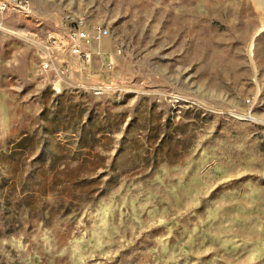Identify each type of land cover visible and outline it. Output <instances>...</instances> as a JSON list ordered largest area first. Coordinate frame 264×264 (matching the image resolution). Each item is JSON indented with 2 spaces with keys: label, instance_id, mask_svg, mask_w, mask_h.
<instances>
[{
  "label": "rangeland",
  "instance_id": "obj_1",
  "mask_svg": "<svg viewBox=\"0 0 264 264\" xmlns=\"http://www.w3.org/2000/svg\"><path fill=\"white\" fill-rule=\"evenodd\" d=\"M0 24V264H264V0H27ZM68 13L109 33L42 66Z\"/></svg>",
  "mask_w": 264,
  "mask_h": 264
},
{
  "label": "built area",
  "instance_id": "obj_2",
  "mask_svg": "<svg viewBox=\"0 0 264 264\" xmlns=\"http://www.w3.org/2000/svg\"><path fill=\"white\" fill-rule=\"evenodd\" d=\"M25 11H32L31 3L26 0H0V24L5 15H25ZM63 25L64 31H49L40 42L42 66L46 70L51 69L58 53H70L81 63L90 64L93 44L100 43L109 33L103 25L94 27L92 33L88 32L85 19L74 18L71 13L64 16Z\"/></svg>",
  "mask_w": 264,
  "mask_h": 264
},
{
  "label": "bare ground",
  "instance_id": "obj_3",
  "mask_svg": "<svg viewBox=\"0 0 264 264\" xmlns=\"http://www.w3.org/2000/svg\"><path fill=\"white\" fill-rule=\"evenodd\" d=\"M26 2H29L26 0ZM32 11H25V16H29L31 14ZM75 18V17H74Z\"/></svg>",
  "mask_w": 264,
  "mask_h": 264
}]
</instances>
